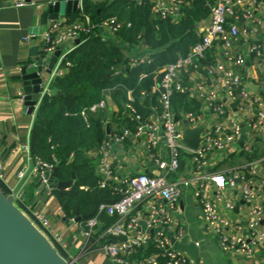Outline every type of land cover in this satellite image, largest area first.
Instances as JSON below:
<instances>
[{
	"label": "built area",
	"instance_id": "2783aa9c",
	"mask_svg": "<svg viewBox=\"0 0 264 264\" xmlns=\"http://www.w3.org/2000/svg\"><path fill=\"white\" fill-rule=\"evenodd\" d=\"M133 1L140 4L143 0ZM150 1L154 13L160 17L171 16L176 19L181 15V8L186 3V0ZM206 2L210 11L206 23L197 27L199 39L190 45L186 53L179 54L173 61L155 69L151 91L157 92L158 103L150 105L149 116L144 117L137 110L132 103V90L128 89V100L123 104L121 116L128 115L134 122V128L127 124L120 127L115 124L107 136L89 151L98 157L96 170L99 174V185H108L112 192L119 194L115 200L100 203L98 212L105 211L116 218L97 236H93L100 225L97 214L87 217L84 221L75 220L74 217L71 219L75 220L79 233L84 238V247L91 245L92 239L94 243L99 241L97 246L118 264H196L192 257L171 243L169 235L164 230V227L174 226L175 237L182 236L183 227L174 221L173 211L178 207L182 186L189 182L196 184L194 195L201 207L203 218L209 229L217 235L223 250L243 255H253L260 249L264 251V229L261 226L264 213L262 205L256 203V166L249 163L243 168L226 172L207 170L210 153L231 146L240 132V121L227 112V101L222 98L217 88L207 81L208 77H216L223 83V91L228 98H237L241 103L247 102L251 106L254 120L249 122L250 126H256V123L264 124L262 101L250 93L239 72V68L250 55L264 66V39L247 41L243 47L237 48L240 37L252 34L259 23L254 9L256 0H206ZM12 3L15 6L36 4L33 0H12ZM240 16L246 20L243 27L238 24ZM121 25L114 16L92 21L89 15L83 14L68 25H63L60 18H49V25L41 34L45 43L43 48L47 52H53L68 39L80 38L82 34L94 32L102 38L114 37ZM35 36V32H30L24 38ZM138 45L148 49L142 40ZM215 46L221 50L219 55L214 53ZM68 51L60 50L52 76L64 73L65 68L61 62ZM125 53L129 58V64L134 65L147 57L148 50L144 54L130 52L127 48ZM65 63L69 64V61L65 60ZM199 63L205 74L193 84H189L185 77ZM118 71L114 70L116 73ZM48 81L40 91V98L50 94ZM192 87L195 89V96L200 98L205 108L216 118H220L212 126L201 131V139L194 149L182 144L180 139L185 125L190 127L197 125V112L189 109L179 116L172 101L174 92L190 94ZM141 93L143 94L144 90H141ZM108 98L110 96L106 91L105 98L92 103L89 109L105 107ZM81 113L84 114V111ZM130 137L142 141L144 155L154 163L158 171H138L116 179L113 177L112 165L114 147ZM26 149L28 158L33 160V168L38 173L40 182L50 189L49 177L54 163L40 156L33 157L29 145ZM184 151L191 153V171L187 176L172 178L171 174L178 170L180 156ZM27 172V167H21L17 171L18 180L23 181ZM2 177L3 164L0 158V178ZM261 183L264 184V178ZM226 187L237 191L239 198L233 199L228 196ZM7 194L13 196V202L18 207V202L23 196L22 190L12 189ZM238 202H242L243 207H240ZM240 208H243L245 213L244 224L234 214L227 213L238 212ZM30 218L45 236L56 242L63 241L61 233L50 228L51 223L46 215L34 212ZM243 226L247 228L246 232H243ZM106 236H111L112 239L100 242L99 239ZM150 242L156 251L139 257L133 256L140 247H145Z\"/></svg>",
	"mask_w": 264,
	"mask_h": 264
},
{
	"label": "crops",
	"instance_id": "0c3cea01",
	"mask_svg": "<svg viewBox=\"0 0 264 264\" xmlns=\"http://www.w3.org/2000/svg\"><path fill=\"white\" fill-rule=\"evenodd\" d=\"M36 4L15 6L12 0H0V158L3 164V177L0 178V189L6 194L12 190L20 188L22 199L18 202V208L26 215L31 216L34 212L46 215L53 230L61 233L62 242H57L60 254L69 259L71 264H118L114 259L104 253L99 248L98 243L90 241L88 247H84V238L79 233L74 219L66 217L53 188L40 182L38 173L33 168V160L28 158L29 133L33 121L34 109L28 112L24 105V90L20 69L23 65L32 62L43 63L45 66L53 52L44 50V42L41 34L49 25V11L47 0H33ZM255 14L259 20L256 30L252 34L240 37L237 48L243 47L247 41L264 39V0H256L254 4ZM68 16L60 18L63 25H68ZM207 17L198 22L200 27L205 24ZM238 24L243 27L246 20L239 17ZM30 32H35L36 36L25 39L24 36ZM75 39L66 40L60 50L68 51L76 44ZM141 41H139L140 43ZM216 48L214 53L220 54V48ZM130 52L147 53V49L139 46L138 43L129 47ZM202 63V62H201ZM203 64V63H202ZM53 70V69H52ZM242 81L257 99L262 101L264 106V66L254 56H248L244 64L239 68ZM205 72L199 63L185 77L186 82H193L204 76ZM45 80H49L50 74L45 73ZM207 78V77H206ZM207 81L213 84L219 94L227 102V112L234 115L240 121V132L231 146L224 150H215L210 153L208 169L210 171H230L247 166L253 163L256 166V203L263 207L264 213V124L256 123L250 126L249 122L254 120L251 106L241 103L239 99L228 98L223 91V83L216 77H208ZM49 82V81H48ZM50 85V82H49ZM50 90L54 89L50 85ZM199 100L198 106L191 108L197 112L196 124L204 123L205 129L212 126L220 118H216L202 104L200 98L195 96V89L188 94ZM109 108L116 110L117 106L108 98ZM175 112L182 116L185 110H189L179 104L174 106ZM177 116V115H176ZM109 124L107 120L105 123ZM115 120L111 122L112 129ZM107 134V132H106ZM112 165L114 166L113 177L119 179L122 176L133 174L138 171L157 172L154 163L143 153L142 141L130 137L124 143L116 144L113 151ZM27 167L28 172L23 181L18 180L17 171L21 167ZM192 168L191 153L182 152L178 170L171 174L172 178L187 176ZM196 184L189 182L182 186L178 207L173 211V219L183 228V234L177 238L174 235V226L164 227L170 237L171 243L180 249L184 254L192 257L196 264H264V251L256 250L253 255H243L241 253L226 252L220 247L219 239L205 222L201 208L199 206V232L195 238L185 235L189 231V224L185 222L183 211L185 203L182 195L189 194L193 197V202L198 204L194 190ZM226 193L233 199L239 198L237 191L226 187ZM243 207L242 202H238ZM199 205V204H198ZM238 209V208H236ZM234 214L241 223L246 222L243 208L239 211H227ZM75 218V217H74ZM264 229V218L261 223ZM243 232L247 228L243 226ZM49 231V229H48ZM58 250V249H57Z\"/></svg>",
	"mask_w": 264,
	"mask_h": 264
},
{
	"label": "trees",
	"instance_id": "16d2710c",
	"mask_svg": "<svg viewBox=\"0 0 264 264\" xmlns=\"http://www.w3.org/2000/svg\"><path fill=\"white\" fill-rule=\"evenodd\" d=\"M181 9L176 19L154 13L150 0L140 4L133 0H82L81 11L71 13L66 20L70 23L86 14L92 21L114 16L122 24L114 37L102 38L95 32L80 36L61 62L65 71L52 81L54 89L36 103L29 133L31 155L52 161L57 167V179L66 180L74 173L67 188H53V191L66 217L79 215L84 221L97 214L100 225L93 236L116 218L105 211L98 212L99 204L115 200L119 194L108 185H99L98 157L89 151L107 136V120L110 127L115 120L118 127L127 124L134 128L128 115L121 116L128 89L132 90V103L144 117L151 113L150 105L158 103L157 92L151 91L155 69L187 52L199 39L198 22L210 11L206 0H186ZM141 40L147 45L148 55L130 65L125 52ZM115 69L119 71L116 73ZM106 91L117 111L110 109L109 104L90 110L92 103L105 98ZM172 101L174 106L182 103L187 109L199 104L197 98L179 91L173 93ZM111 239L106 236L99 240ZM156 250L150 242L133 256Z\"/></svg>",
	"mask_w": 264,
	"mask_h": 264
},
{
	"label": "water",
	"instance_id": "95a60500",
	"mask_svg": "<svg viewBox=\"0 0 264 264\" xmlns=\"http://www.w3.org/2000/svg\"><path fill=\"white\" fill-rule=\"evenodd\" d=\"M82 0H47V9L50 18H62L71 13L80 12ZM79 38L75 39L78 43ZM60 48L53 51L45 66L43 63L32 62L23 65L20 69L24 90V105L28 112L34 109L40 99V91L44 84L45 73L50 74V85L60 75L52 76V69L57 61ZM48 84V86L50 87ZM177 116H175V120ZM205 124L199 123L190 127L185 125L182 129L181 143L194 149L201 139V131ZM106 132H109V124H106ZM54 166L49 177L50 187L67 188L74 178L62 180L56 178ZM39 176V175H37ZM75 220H80L76 215ZM0 264H70L67 258L62 256L50 243L48 238L37 228L29 217L13 202V196L0 189Z\"/></svg>",
	"mask_w": 264,
	"mask_h": 264
},
{
	"label": "rangeland",
	"instance_id": "374dc122",
	"mask_svg": "<svg viewBox=\"0 0 264 264\" xmlns=\"http://www.w3.org/2000/svg\"><path fill=\"white\" fill-rule=\"evenodd\" d=\"M182 197H183L184 203H185V209L183 211V216L185 217V222H187L189 224V227H190L188 233L185 235L184 238H186L187 236H191L192 238H195L196 237L195 234L197 232H199V230H200V228H199L200 218L198 216L199 215V206L200 205H198V204L193 202L192 195L185 194V195H182ZM14 204L17 205L16 203H14ZM28 217L30 218L31 216H28ZM31 221H33V220L31 219ZM35 225L37 226V224H35ZM47 238L50 241V243L52 245H54V247L56 249H60L59 246H58V243L56 241L52 240L49 237H47ZM58 252H59V250H58ZM68 261H70V260L68 259ZM70 264H71V262H70Z\"/></svg>",
	"mask_w": 264,
	"mask_h": 264
}]
</instances>
